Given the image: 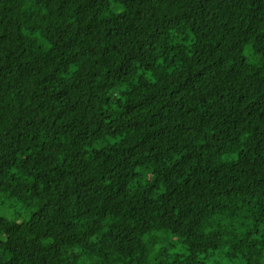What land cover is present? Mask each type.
<instances>
[{"label":"trees","instance_id":"trees-1","mask_svg":"<svg viewBox=\"0 0 264 264\" xmlns=\"http://www.w3.org/2000/svg\"><path fill=\"white\" fill-rule=\"evenodd\" d=\"M0 264H264V0H0Z\"/></svg>","mask_w":264,"mask_h":264},{"label":"rangeland","instance_id":"rangeland-1","mask_svg":"<svg viewBox=\"0 0 264 264\" xmlns=\"http://www.w3.org/2000/svg\"><path fill=\"white\" fill-rule=\"evenodd\" d=\"M4 207H5V208H8L9 206H8V204H6ZM4 207L2 208L1 213L5 214L6 216H10V215L13 214V211H11L10 213H7V212H6V209H5ZM25 213L28 214V212H25Z\"/></svg>","mask_w":264,"mask_h":264}]
</instances>
